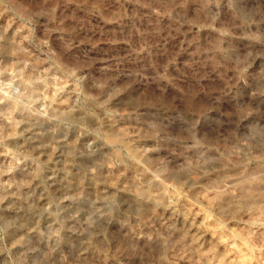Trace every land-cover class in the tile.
I'll return each instance as SVG.
<instances>
[{
	"label": "rangeland",
	"instance_id": "rangeland-1",
	"mask_svg": "<svg viewBox=\"0 0 264 264\" xmlns=\"http://www.w3.org/2000/svg\"><path fill=\"white\" fill-rule=\"evenodd\" d=\"M0 264H264V0H0Z\"/></svg>",
	"mask_w": 264,
	"mask_h": 264
},
{
	"label": "bare ground",
	"instance_id": "bare-ground-1",
	"mask_svg": "<svg viewBox=\"0 0 264 264\" xmlns=\"http://www.w3.org/2000/svg\"><path fill=\"white\" fill-rule=\"evenodd\" d=\"M252 173V172H251ZM251 175V174H250ZM247 176V175H246ZM250 181V180H249ZM246 185H248L249 186V184L247 183V184H245L244 186H246ZM244 188H246V187H244ZM249 188H252V187H249ZM248 188V189H249ZM247 189V188H246ZM243 191V190H242ZM242 191H241V194H243L242 193ZM249 191V190H248ZM247 191V192H248ZM243 192H245V191H243ZM247 192H246V196H247ZM218 193V192H217ZM217 193H213V195H212V197H213V199L215 200V201H217L216 203L218 204V206H219V200H221L222 199V196H221V194H217ZM248 193H251V192H248ZM253 195V194H252ZM256 195V194H255ZM244 196H245V194H244ZM229 198V197H228ZM243 198V197H242ZM254 197H252L251 198V200L249 199V202H248V206H252V207H254L255 208V206H257V202L256 201H254V200H252ZM226 199H227V197H226ZM226 199L224 200V201H226ZM213 200V201H214ZM243 200H244V198H243ZM248 201V200H247ZM258 201V200H257ZM231 202V201H230ZM229 202V203H230ZM243 202V201H242ZM214 203V202H213ZM239 204H241L240 202L237 204V205H239ZM243 204H244V202H243ZM246 205H245V207L247 206V202L245 203ZM226 204H223V207L225 206ZM228 205V204H227ZM248 206H247V208H248ZM138 207V206H137ZM239 207H241V206H239ZM259 207V204H258V206H257V208ZM256 208V209H257ZM249 209V208H248ZM253 209V208H252ZM256 209H254V210H256ZM193 219V218H192ZM18 223L19 224H24V219L23 218H19V220H18ZM20 226V225H19ZM193 227H195V226H193ZM201 230H206V232L208 231L207 230V227H203ZM199 232V231H198ZM201 232V231H200ZM210 232V231H209ZM198 234V233H197ZM197 234H196V229L195 228H192V230H191V232L190 231H184L183 233H181V236H180V239H183L185 236L186 237H188V239L192 242V243H197V240H198V236H197Z\"/></svg>",
	"mask_w": 264,
	"mask_h": 264
}]
</instances>
